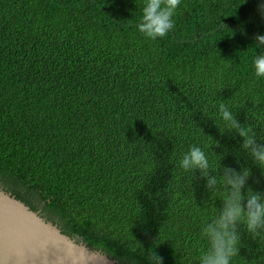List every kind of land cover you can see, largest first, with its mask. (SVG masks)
<instances>
[{"label": "trees", "instance_id": "trees-1", "mask_svg": "<svg viewBox=\"0 0 264 264\" xmlns=\"http://www.w3.org/2000/svg\"><path fill=\"white\" fill-rule=\"evenodd\" d=\"M144 2L0 0V182L122 264H149L157 242L164 264H198L200 225L222 202L182 154L195 145L214 169L249 168L264 194L218 113L228 102L264 143L261 0H181L155 41L136 27ZM240 231L232 264H264V238Z\"/></svg>", "mask_w": 264, "mask_h": 264}, {"label": "clouds", "instance_id": "clouds-1", "mask_svg": "<svg viewBox=\"0 0 264 264\" xmlns=\"http://www.w3.org/2000/svg\"><path fill=\"white\" fill-rule=\"evenodd\" d=\"M180 5L181 0H145L140 21L136 25L139 33L153 41L165 38L175 29L174 16ZM257 11L264 19V0L258 3ZM253 39L256 48L264 47V35L256 34ZM252 67L257 79L264 78V53L254 57ZM218 113L226 125L225 131L220 130L221 133L234 132L241 137L242 151L264 175V143H257L253 125H242L230 110L228 102H219ZM216 144L219 146L217 142ZM179 166L191 175L198 171L200 177L206 180L205 188L211 198H219L222 202V206L219 209L215 207L214 213L200 225L195 245L199 252L198 264H232L233 258L240 254L241 225L253 239L264 238V194L253 191L248 185L252 175L249 168L242 167L237 171L231 167L221 168L219 163V168L214 169L205 151L195 145L182 154ZM207 206L206 201L204 208ZM158 246L157 242L146 252L149 264H164L163 257L157 254Z\"/></svg>", "mask_w": 264, "mask_h": 264}, {"label": "water", "instance_id": "water-1", "mask_svg": "<svg viewBox=\"0 0 264 264\" xmlns=\"http://www.w3.org/2000/svg\"><path fill=\"white\" fill-rule=\"evenodd\" d=\"M0 182V264H122L63 231Z\"/></svg>", "mask_w": 264, "mask_h": 264}, {"label": "rangeland", "instance_id": "rangeland-1", "mask_svg": "<svg viewBox=\"0 0 264 264\" xmlns=\"http://www.w3.org/2000/svg\"><path fill=\"white\" fill-rule=\"evenodd\" d=\"M1 180V179H0ZM2 181V180H1ZM3 182V181H2Z\"/></svg>", "mask_w": 264, "mask_h": 264}]
</instances>
